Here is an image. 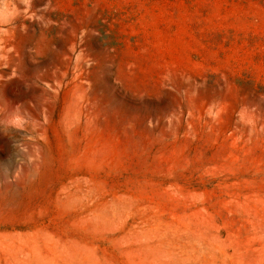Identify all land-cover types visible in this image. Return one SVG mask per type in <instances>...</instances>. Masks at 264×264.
I'll use <instances>...</instances> for the list:
<instances>
[{"label": "rangeland", "instance_id": "1", "mask_svg": "<svg viewBox=\"0 0 264 264\" xmlns=\"http://www.w3.org/2000/svg\"><path fill=\"white\" fill-rule=\"evenodd\" d=\"M0 264H264V0H0Z\"/></svg>", "mask_w": 264, "mask_h": 264}, {"label": "clouds", "instance_id": "2", "mask_svg": "<svg viewBox=\"0 0 264 264\" xmlns=\"http://www.w3.org/2000/svg\"><path fill=\"white\" fill-rule=\"evenodd\" d=\"M25 2H27V0H25Z\"/></svg>", "mask_w": 264, "mask_h": 264}]
</instances>
